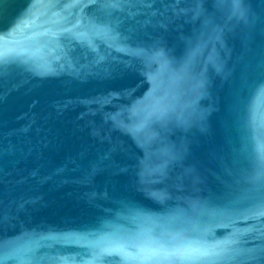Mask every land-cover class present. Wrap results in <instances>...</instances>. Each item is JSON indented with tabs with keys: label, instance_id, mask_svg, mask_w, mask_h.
Here are the masks:
<instances>
[{
	"label": "water",
	"instance_id": "1",
	"mask_svg": "<svg viewBox=\"0 0 264 264\" xmlns=\"http://www.w3.org/2000/svg\"><path fill=\"white\" fill-rule=\"evenodd\" d=\"M0 264H264V0H0Z\"/></svg>",
	"mask_w": 264,
	"mask_h": 264
}]
</instances>
